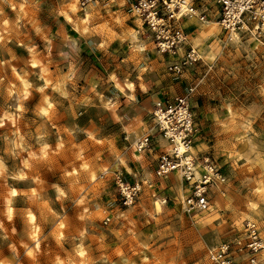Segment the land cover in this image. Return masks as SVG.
I'll use <instances>...</instances> for the list:
<instances>
[{"label": "rangeland", "instance_id": "obj_1", "mask_svg": "<svg viewBox=\"0 0 264 264\" xmlns=\"http://www.w3.org/2000/svg\"><path fill=\"white\" fill-rule=\"evenodd\" d=\"M70 1L0 0V114L19 109L21 78L38 79V70L29 62L33 49L45 51V58L59 67L62 79L58 82L71 94V101H64L62 108L77 111V116L84 110L115 140H123L127 118L117 114L115 100L104 96L114 94L107 77L113 80L115 73L131 70L149 78L165 74L169 84L164 89L157 86L158 98L150 101L144 123H137L149 130L157 100L172 99L193 86L190 104L196 129L190 152L198 165L195 176L204 171V157L216 171L206 189L209 207L187 212L183 198L190 188L178 171L156 176L153 170V178L137 179L141 189L130 201L119 192L117 178L119 174L129 182L133 178L116 167H106L98 177L102 192H94L92 210L38 214L46 229L45 264H56L58 256L63 264H213L208 252L233 240L241 242L236 252L244 258L246 222L254 223L264 242V33L233 37L220 25L215 32H207L205 25L214 19L206 23L186 20L191 45L196 36L203 45L195 62L174 72L168 67L170 59L152 43L142 51L135 46L139 40L122 36L110 14L94 26V37L78 36L62 15ZM103 1L77 0L74 12L87 6L106 10V4L113 3ZM144 52L152 55L157 67H147ZM162 65L164 70H160ZM150 132V147L137 150V138L129 147L135 153L156 152V165L159 154L170 150L171 144L154 127ZM4 179L0 171V192L6 186ZM144 186L152 192H143ZM108 189L112 190L109 201ZM154 200L160 201L158 210ZM259 253L264 256V248Z\"/></svg>", "mask_w": 264, "mask_h": 264}, {"label": "crops", "instance_id": "obj_2", "mask_svg": "<svg viewBox=\"0 0 264 264\" xmlns=\"http://www.w3.org/2000/svg\"><path fill=\"white\" fill-rule=\"evenodd\" d=\"M96 3L91 6H97ZM106 5L109 9L87 6L78 14L74 12L76 7L67 6L62 15L78 36L94 37V26L110 14L122 36L145 44L135 45L143 51L151 42L139 21L125 11L122 0ZM44 54L45 51L32 50L29 62L32 69L38 70V79L21 78L19 109L4 111L8 114L1 121L0 171L5 174L6 186L0 192V264H45L46 229L38 214H61L73 208L92 210L96 199L94 192H102V180L98 177L106 167H116L133 180L153 178L157 153H135L129 146L147 131V126L137 122L144 123L150 101L158 98L157 86L164 89L169 84L165 74L149 78L131 70L115 73L113 80L107 77L114 94L104 96L115 100L117 114L127 118L121 141L99 129L84 110L77 116V111L62 108L64 101H71V94L58 82L62 78H58L57 63L47 60ZM144 54L147 67H157L152 55ZM160 70H164L163 65ZM159 95L165 97L167 94ZM91 99H96L95 95ZM102 111L108 112L104 108ZM77 117L86 119L80 121ZM105 192H108V199L112 190ZM143 192L152 191L144 186ZM154 201L160 206L159 200ZM100 206L104 210V206ZM6 207L9 208L8 216ZM29 213L33 215L31 221ZM60 259L58 256L56 264H63Z\"/></svg>", "mask_w": 264, "mask_h": 264}, {"label": "built area", "instance_id": "obj_3", "mask_svg": "<svg viewBox=\"0 0 264 264\" xmlns=\"http://www.w3.org/2000/svg\"><path fill=\"white\" fill-rule=\"evenodd\" d=\"M122 5L139 21L154 48L170 59L168 67L174 72L182 71L198 59L190 43L191 31L185 24L186 20L206 23L214 19L229 34L264 33V0H122ZM192 91L193 86H189L185 92L172 99H159L152 111L153 127L171 144L170 150L163 151L157 157L154 173L156 176H164L172 171L180 173L190 188L183 198L184 210L187 212L209 207L206 189L216 171L213 162L204 157L201 161L204 171L199 177L195 176L198 165L190 152L196 129L190 104ZM152 128L136 139L134 144L137 150L150 147ZM178 142L185 146L183 152L177 151ZM117 183L124 200L131 201L141 189L139 180L129 182L123 180L121 174ZM246 228L248 235L245 246L248 251L244 258H239L236 252L241 250V242L233 240L211 249L208 252L210 261L213 264H264V256L259 253L264 248V242L253 222H246Z\"/></svg>", "mask_w": 264, "mask_h": 264}, {"label": "bare ground", "instance_id": "obj_4", "mask_svg": "<svg viewBox=\"0 0 264 264\" xmlns=\"http://www.w3.org/2000/svg\"><path fill=\"white\" fill-rule=\"evenodd\" d=\"M76 2H77V0H71V2L69 3L70 5H68L70 8H72V9H74L75 7H76ZM85 13H86V11H85ZM67 15V14H66ZM85 18V17H84ZM215 22V21H214ZM218 23L217 22H215V23H209V24H207V25H205V27H204V29L207 31V32H215L217 29H218ZM134 32V31H133ZM132 32V33H133ZM135 34V33H134ZM233 37H236L237 36V34H236V32H231L230 33ZM194 45V46H193ZM193 48L194 47H197V51H196V49L194 48V50H195V52H200L201 51V49H202V41H201V38L199 37V36H196V37H194L193 38ZM34 59V58H33ZM33 63H34V61H33ZM32 63V64H33ZM129 86V85H128ZM3 116H6V114L5 113H3L2 114V116L0 117V122H1V120H2V117ZM176 148H177V151L178 152H183L184 151V149H185V146L181 143V142H178L177 144H176ZM19 175V174H18ZM6 200L8 201V198H6ZM9 207V206H8ZM8 207H6V213H8L9 212V208ZM154 207H155V209L156 210H158L159 209V202L158 201H154ZM10 214V213H9ZM29 219L30 220H32V215L31 214H29Z\"/></svg>", "mask_w": 264, "mask_h": 264}]
</instances>
